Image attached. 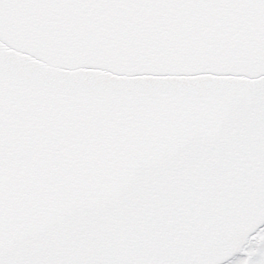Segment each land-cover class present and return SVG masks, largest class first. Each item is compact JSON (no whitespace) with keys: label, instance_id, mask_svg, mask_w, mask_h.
I'll return each mask as SVG.
<instances>
[{"label":"snow or ice","instance_id":"snow-or-ice-1","mask_svg":"<svg viewBox=\"0 0 264 264\" xmlns=\"http://www.w3.org/2000/svg\"><path fill=\"white\" fill-rule=\"evenodd\" d=\"M0 264H264V0H0Z\"/></svg>","mask_w":264,"mask_h":264}]
</instances>
